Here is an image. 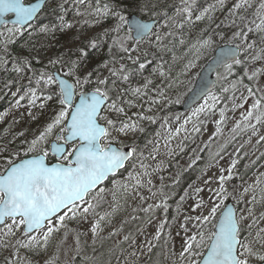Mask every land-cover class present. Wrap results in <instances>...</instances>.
<instances>
[{"label": "snow or ice", "instance_id": "1", "mask_svg": "<svg viewBox=\"0 0 264 264\" xmlns=\"http://www.w3.org/2000/svg\"><path fill=\"white\" fill-rule=\"evenodd\" d=\"M53 2L54 0H35V2L0 0V37L4 38L0 41V45L3 46L5 53V55H0V68L8 64L6 58L8 45L15 43V37H22L24 34L31 36L33 31L50 35L72 27L70 22H65L64 15L67 12L65 4L69 0L55 5L60 9L56 16L59 24L40 22L41 16L46 14V8ZM73 2L80 5L84 3V0H73ZM133 2L140 12L146 14V18L145 16H141L139 19L130 18L125 7L121 6L123 0L121 3L111 6L106 3L102 7L97 6L92 10L97 17L111 16L116 19V25L110 30L113 35L111 36L112 43L108 46L109 60L98 62L92 69L85 67L84 74L80 75L81 65L90 54L89 49L98 50L101 47L99 40L89 38L87 45L78 49L79 58L66 62L70 67L64 76L71 77L72 82L46 71L40 72L39 78L35 80L36 85L43 87L57 85L59 88L58 92H52L45 96L39 107L43 109L45 102L51 101L54 96L58 107L50 122L44 125L43 130L39 131L31 141L25 142L27 147L23 149L24 157L19 160L12 159L11 156L5 157L2 168H0V233L3 234L0 236V247L9 248L10 245L4 240V237H15L19 231L23 238L16 240L18 247H16L15 254L17 257L19 248L46 249L55 234L68 229L67 221L87 219L90 212L95 214L96 209L104 202L103 197L107 189L103 185L106 181L113 185V201H116L120 189L125 192L129 189V184L118 181L116 176L122 171H127L129 166L135 168L137 158L142 156V153L134 146L125 151L122 142L119 147H114L112 144L115 140L113 133L127 135L137 129L141 132L144 131V128L140 127L136 121L127 117L125 107L122 105L126 103L128 106H133V101L129 99L125 102L123 97L129 94L135 98L147 96V90H150L153 81L145 78L142 85L131 87V78L145 69V63L140 62L141 56H136L134 59L132 55H127L126 59L135 67H130L123 62L119 63V67H116L117 56L112 55V52L113 48H116L122 53H129L130 42H135L138 50L140 42L151 37L155 38L158 47H164L161 43L163 37L154 31V28L158 26L155 18L161 17V13L155 11L156 4L152 0H133ZM195 2L196 0H181L182 6H177L172 16H167L164 13L162 26L172 28L173 25H177L178 19L177 26L180 28H183L186 23H191ZM218 2L222 4L223 0H218ZM242 7H252L250 0H236L229 12L235 16L236 12L233 9L239 10ZM214 8V5L205 8L195 16V20L200 21L205 17L211 19L208 14ZM77 14H80L78 7ZM253 16L255 19L250 21H246V18L241 16L240 25H236L235 20L231 21L237 28L233 33V38L239 39L241 43L236 44L234 48L224 49L215 61L216 67L212 69L216 71L217 79L228 85L225 87L224 84H221L219 91L221 93L232 92L233 95L218 96L211 89L203 92L199 97L203 103L192 111L191 115L185 119V123H188L192 116L205 112L206 109H214L221 99L235 101V93L243 88L244 91L241 92L240 98L244 103L239 105L234 103L233 106L243 108L251 100L246 113H242L245 128L250 129L252 135L255 136L258 132L257 125L264 124V86L257 83L259 77L264 75V67L254 68L251 71L248 67L250 63L264 61V0H260ZM250 33L258 34L259 41H249ZM171 34V32L167 33V35ZM108 35L109 31L106 30L100 39L102 40ZM148 42L151 43L152 40L149 39ZM212 44L211 36H207L198 42V47L193 46L196 49V59H199L201 53L210 48ZM241 52L244 54L243 59L239 55ZM144 56L146 57L147 53H144ZM124 59L125 56H120L121 61ZM49 63L55 65L63 64L65 61L62 57H57L55 60H50ZM110 64L111 67H109ZM236 65H244L243 75L228 81V76L233 74ZM194 66L190 60L184 66V72L187 73ZM25 67H31L27 60L23 61V66L16 61L12 63V71L16 73H22ZM218 68H224L227 75L222 76ZM103 69H107L109 73L107 76L100 75ZM157 71L158 69H153L154 73ZM159 75L165 77L166 73L159 70ZM93 77L95 78L94 86L90 90H85L84 85L93 84ZM245 78L249 83H244ZM125 84L129 86L126 87ZM5 86L7 87V85ZM165 87L171 88L173 85L168 83ZM20 91L21 89L17 88L12 95L15 97ZM154 91L160 96L164 95V89L159 86ZM26 98L29 106L35 107L37 100L40 99L38 89L36 87L26 89L23 95H20L16 100V105L19 106L20 102ZM149 102L156 103L157 101L154 97H150ZM175 102L179 103L180 101L177 99ZM106 113H113L116 118H110ZM29 115L31 116V112ZM136 115L139 119L156 122L154 117L145 116L142 112ZM223 115L224 110L221 109L222 119ZM121 116L125 118L120 119ZM32 118L36 119V117ZM252 119H255L256 124L251 123ZM216 123L219 125L220 121H216ZM179 131L180 129L177 128L176 132ZM194 131L198 132L200 129L194 126ZM216 131H220L219 127ZM260 142H264V135L259 136L257 144ZM207 147L206 144L205 148ZM242 147L243 145H241ZM239 150L237 149V151ZM153 151L157 152L158 149ZM30 153L31 156H29ZM14 155L19 156V152ZM210 156L215 160L217 156H220V153L215 155L210 153ZM50 157L56 162L49 163ZM155 158L153 155L152 159ZM261 158H264V153H261ZM199 159L200 157L197 155L189 167ZM238 162V158L232 159L227 169H220L221 174L217 177V187L208 189L212 193L209 203L205 204L201 199L192 209L198 211L199 214L183 216V221L179 224V230L176 232V236H179L182 241L179 251H176L175 245L172 243L171 223L167 216L168 200L170 195H175V193L164 192L162 184L159 190L163 197L161 201L154 205L149 204L139 210L145 213L144 222L147 225H151L156 219V210L158 209L163 210L164 219L158 221L155 233L150 238H146L142 244L137 245L132 233L124 235L123 241L127 242L131 249L124 257V264H135L139 256H143L145 253L152 254L156 248L161 249L156 255L169 259L170 264H252L253 257L259 261V264H264V252L255 248L256 244H259L260 248H264V227L259 226L264 221V212L259 215L255 212V205L258 202H264V180L261 179L264 177V173H260L253 184L243 188V193H252L250 201H244L243 193L238 197H232L237 205L244 202L250 206L245 209L224 203L231 195L226 187V182L232 179ZM252 163L254 164L255 161ZM244 167L248 168L249 165ZM140 168L143 169L142 173L128 172L129 179L135 181L131 187L144 186L143 177L150 175L147 171L148 166L142 161ZM212 182V178H209L204 183L209 185ZM148 183L151 184L152 181L148 180ZM178 183L179 175L173 181L174 185H178ZM257 189L261 193L260 201H257L255 195ZM202 191L203 189L199 187L195 189L197 194ZM152 195L155 196L156 193H152ZM187 196L188 191L185 190V194L181 195L177 202V212L180 211ZM141 199L144 198L141 197ZM118 208L119 205L114 204L111 212L99 216L93 222L90 231L94 237V244L101 223L106 217L114 215ZM133 211L135 212L136 209ZM132 219H136V217ZM175 220L176 217L173 216L172 221ZM246 220H250V222L245 224ZM121 228H123V224ZM253 228L256 229L255 237L252 236ZM119 231L120 229H114L110 235H116ZM136 231L143 234V226L137 228ZM67 234L68 232L65 231V238ZM123 251L124 249L121 248V252ZM75 252L77 256L81 255L79 235L76 237ZM109 254H112L111 249ZM102 256L103 254L101 256L84 255L82 264H106ZM129 257L132 258L131 261ZM5 264H31V262H22L18 257L15 261L6 260ZM45 264H54V262L49 260L45 261ZM155 264H162V261L158 259Z\"/></svg>", "mask_w": 264, "mask_h": 264}, {"label": "trees", "instance_id": "2", "mask_svg": "<svg viewBox=\"0 0 264 264\" xmlns=\"http://www.w3.org/2000/svg\"><path fill=\"white\" fill-rule=\"evenodd\" d=\"M32 1V0H30ZM64 0H54L53 3H50L45 10V15H42L40 18L41 23H52L55 22L59 24V21L56 19L57 14L60 12V9L55 5L63 3ZM153 3L156 4L155 11L161 13V17L155 18L158 21V26L154 29V31L158 32L162 37L161 43L164 47H158L157 42L154 37L148 38L151 39L152 42H146L147 45L141 49L135 48L131 52L125 54L120 52L118 49L113 48L112 55L117 56V63H126L130 67H135L131 64L130 61L126 59L127 55H132L135 59V55L141 56L142 63H145V69L141 70V72L137 73L134 77L131 78L130 86L137 87L144 83L145 78H149L153 81L150 90L148 91V95L145 97L135 98L130 94L123 97V100L126 102L131 99L133 101V106H128L126 103L122 106L125 107V112L127 117H131L132 121H136L140 127L144 128V131H139L137 136L132 140H119V145L121 142L123 146L136 147L142 156L149 157V152L154 149H161V141L158 142L155 138L158 122L161 120L160 118H164L170 110L177 109V106L172 104H167V99L171 95V88L173 89H186L190 86V81L194 78L195 72H193V68L187 73L184 72V66L191 60L193 64L197 67H202L212 56L215 48L221 44H238L241 43L239 39L233 38V33L237 30L236 26H234L231 21L235 20L236 25L241 24L240 17L243 16L246 18V21H250L255 19L253 13L256 10V6L260 3V0H250L252 7H242L239 10L233 9L236 12V15L233 16L229 9H232L236 0H223V3H219L218 0H196L193 5L192 12V22L186 23L183 28L178 27L179 19L177 20V25H173L172 28L163 27V15L164 13L167 16H172L177 6L181 5V0H152ZM114 5L117 3H121V0H84L83 4L76 5L73 0H69L67 4H65V8L67 12L65 15V22H70L72 27L70 29H65L63 32L56 31L54 34L44 35L40 34L36 31H33L31 36L24 34L22 37H15V43L8 45V52L6 58L8 59V64L2 68H0V112L5 109L9 103L17 100L20 95H23V92L29 87H36L38 89V95L40 99L37 100L36 106L31 107L37 110V115L35 121L37 125L41 123V125H45L47 122H50V119L54 115V111L57 109L56 97L54 96L51 101L45 102V107L41 109L39 107L40 102L47 95H50L52 92H58V87L56 85H51L48 87H43L41 85H36L35 80L39 78V73L42 71H46L52 74L53 71H59L65 74L70 65L66 63L69 60H77L79 58L80 47H84L87 45L88 39H96L100 41L101 47L98 50L89 49V56L86 61H84L81 65L80 75L84 74L85 67L87 69H92L96 67L98 62H102L104 60H109L110 56L108 53V46L112 43L111 29L116 25V19L109 16L107 18L97 17L95 13L92 11L97 6H103L104 4ZM210 5H214V10H210L209 14L211 19L205 17L200 21L195 20V16L199 15L205 8H208ZM125 7L126 13L128 15L135 14L139 17L145 16L146 14L139 11L133 0H123V4L121 5ZM77 7L79 8V15L77 14ZM108 30L109 35L104 39H100L102 34ZM171 32V35H167V33ZM207 36H211L213 44L210 48H207L204 52L201 53L199 59H196V49L193 46H199L198 42L202 38H206ZM219 38L221 41L219 42ZM4 38L0 37V41ZM257 40L259 41V35L256 33L249 34V41ZM183 41V43H181ZM136 47V46H135ZM144 53H147V56H144ZM0 55H5L3 52V46L0 45ZM120 56H125L123 61L120 60ZM57 57H62L65 63H57L52 65L49 63L50 60H55ZM240 58H244V54L241 52ZM27 60L31 65L30 68L25 67L22 73H16L12 71V63L16 61L21 66H23V61ZM262 61H256L254 64H249V70H253L254 68L261 67ZM109 67H111L109 65ZM119 67V66H118ZM153 69H158L157 72H153ZM159 70H163L166 73L165 77H161L159 75ZM244 71V65H236L235 71L231 76H228V81H232L236 79L238 76H242ZM222 76L227 75L224 68L219 70ZM109 73L106 72V69H103L100 72L101 76H107ZM71 78V77H70ZM92 85H84L85 90H90ZM216 86L214 88L215 94L218 96H232V92L229 93H221L219 90L221 88V84H224L225 87L228 85L224 83L222 80H218L216 76ZM11 81V83H9ZM171 83L173 87L167 88L166 84ZM244 83L247 84L249 81L247 78L244 79ZM7 85V87L5 86ZM124 86H129L125 84ZM159 86L164 89V95L160 96L159 93L154 91V89ZM17 88H20L21 91L17 94V96H13L12 93L16 92ZM51 89V92H50ZM241 91V89H240ZM240 91L235 93V97L238 96ZM154 97L156 99V103H150L149 98ZM228 101H232L230 99H221L216 107L220 108L222 105L227 103ZM21 107L29 106L28 99H24L20 102ZM149 109H151L149 111ZM143 113L145 116H152L156 119L155 123H152L148 120L139 119L136 115L137 113ZM110 116V118L115 119V114L106 113ZM1 116V113H0ZM124 116H121L120 119H124ZM26 122H28L26 120ZM201 131V128H199ZM200 131L196 132V138L199 136ZM223 131V130H222ZM220 131L216 137L213 139L219 138L222 134ZM23 135H20L23 133ZM13 135L18 137L17 140L13 138ZM25 137H30V131L28 129L27 124L22 129V131H18L17 127L12 123L5 125L2 128L0 133V146L5 144L9 145H18L21 146L23 143L24 146L21 147L25 149L27 147V140ZM154 137V141H153ZM172 140V138H170ZM20 141V142H19ZM173 141V140H172ZM216 141V140H214ZM19 142V144H17ZM190 144H184L185 147ZM188 148V147H187ZM20 149V147H19ZM208 147L202 150L200 155V159L194 165V167L206 169L209 165L210 161H213L212 158L209 157ZM24 153V151L22 150ZM220 156H217L213 163H218L220 157L225 153V149L223 151H219ZM213 155V154H212ZM261 158V155L258 157ZM257 158V159H258ZM140 158H137V162H139ZM207 160V162H205ZM238 165L234 170V175L231 180L226 182V187L230 192L232 186L240 185L243 179H247L250 171L253 166H249L245 168L244 166V158H238ZM136 162V163H137ZM258 163V160L255 161ZM211 163V164H213ZM3 165V158L0 160V168ZM130 166L128 167V169ZM127 169V171H128ZM127 171H122V175L127 173ZM242 177V179H241ZM194 178L192 172H185L181 179L179 180L178 185H173L172 187H167L165 190L169 194L175 193V195H170V199L168 200V204L172 205V202L178 197L179 194L183 192L185 184L191 179ZM190 182V181H189ZM191 183V182H190ZM232 195V194H231ZM257 201H260L261 193L257 192L256 194ZM130 195L119 193L117 195L116 201H111L108 205L104 202L101 204L100 208H97L96 211H99L100 216L105 213H109L112 211L113 205L118 204L119 208L114 215L111 217H106V219L101 223V227H112L115 226L114 229H120V231L116 235L102 234L98 231L97 236L95 237V244L93 243L94 237L93 235H88L84 232H81L79 235L80 243H81V255L71 258L69 260V264H82V256H101L103 254L102 259L106 262V264H124V257L128 255L129 245L127 242L123 241L124 235L132 233L135 236V239L140 235L137 233V228L143 226L146 228L144 217L145 213L142 211L136 210L132 211L126 206V203L130 201ZM122 206V207H121ZM240 206V205H239ZM264 208V202H258L255 205V210H259ZM133 210V209H132ZM129 213V214H128ZM158 210L156 211V215ZM169 222L171 221L172 212L169 211L167 213ZM136 217V219H132ZM77 221L72 220L71 225H74ZM123 224V228L121 225ZM113 229V230H114ZM112 230V232H113ZM80 231L76 228L75 233ZM167 231V230H166ZM111 232V233H112ZM74 233V232H73ZM247 235V232L245 233ZM252 236L254 234L252 233ZM52 240H56L54 237ZM51 240V241H52ZM121 248L124 249L121 252ZM112 250V254H109V250ZM30 256H40L37 250L26 249ZM261 252H264V248H260ZM42 253H44V249H40ZM160 248H156L153 250L152 254L145 253L143 256H139L136 260L135 264H155V261L158 259L162 261V264L166 263V258L163 256H157L156 253L160 252ZM131 261L132 258L129 257Z\"/></svg>", "mask_w": 264, "mask_h": 264}, {"label": "rangeland", "instance_id": "3", "mask_svg": "<svg viewBox=\"0 0 264 264\" xmlns=\"http://www.w3.org/2000/svg\"><path fill=\"white\" fill-rule=\"evenodd\" d=\"M148 40L142 42L139 44V49L143 48L147 45ZM221 39L219 38V42ZM131 43V42H130ZM136 46V45H135ZM133 46V49L137 48ZM137 55L135 54V57ZM111 66V65H110ZM117 66V64L115 65ZM264 67V64L263 66ZM195 70L197 71L196 67L194 66ZM199 71V70H198ZM197 71V72H198ZM106 72L107 69H106ZM196 72V73H197ZM257 83L260 86H264V75H261L257 81ZM244 89H241V92H243ZM241 92L238 95V97L235 99V101H230L223 105L219 109H211L212 113L210 112V109H206L205 112L199 113L196 116H192V118L188 121V123H185V119L189 117L192 113V111L199 105L195 106L189 111L186 112H176L173 114H169L166 116L167 120L165 118H162L158 122V129L155 135V138H160L161 141V149L157 152H154L153 150L150 151L149 157L140 156L139 162L136 163L135 168L130 167L125 175L118 178V181H121L123 183L129 184V189L126 193L132 194L133 197L126 203V206L132 210L136 208H145L149 204H156L161 201L163 198L160 193L161 185L165 183L172 182L178 175L181 173H185L187 170H189L191 167H189L190 164H192V160L195 159V157L201 153V149L205 148V145L208 146L213 143V146H210V149L212 147L213 151L212 154L215 155L217 150H221L224 148L227 144H229V141L227 139L229 137H232L233 135L240 133L241 131H247L250 132L248 134H244V132H241V135H238V137L225 151V153L222 155V159L218 161L217 164L211 166V170L203 173V175L199 176L196 180L194 178H191L187 182L186 186L189 187L187 189L188 196L186 197L185 202L181 205L180 211L177 212V202L179 201V198L176 200L175 207L173 208V213L171 216V233L173 237L172 243L175 245L176 251L180 250V244L182 243L179 236H176V232L179 230V224L183 221L184 215H197L199 214L198 211H193V207L199 203L201 199L204 200L205 204H208L210 199L212 198V193L209 192V188H216L217 187V177L221 174L220 169L225 168L227 169L229 164L231 163L232 159L237 158H244V164H251L253 161H255L261 153L264 152V142H260L257 144V140L259 139L260 135H264V124H258L257 125V135L253 136L250 129L245 128V121H244V115L242 113H246L247 107L251 104V100L247 102V104L244 105L243 108L241 107H234L233 104H243L244 101L240 98ZM185 91L182 92H171V95L168 99L169 102H175L177 99H179V103L182 102L184 99ZM246 94V93H245ZM16 102V101H15ZM203 101L200 103L202 104ZM221 109L224 110L223 119L221 118ZM29 112H31V116L29 115ZM36 116V112L33 108L30 106L20 107L16 104H12L6 108L4 111V114L0 117V128L3 127L7 122L13 121L16 122L19 120L20 126H25L27 124L28 129L30 131V137L25 139L27 141H31L34 136L38 135L39 131L43 130V125L38 124L37 122L34 124V128H32L34 119L32 117ZM26 120L28 122H26ZM216 121H220L219 125H217ZM251 123L255 124V119H252ZM239 125V127H237ZM194 126L201 128V131L199 133V136L192 142L194 146H192L188 153L186 154H174L173 150L171 149V140L170 138L176 137L175 144H180L183 139L186 140V137L188 135H191V132L194 131ZM219 127L220 131H222V134L219 138L213 139L216 137V135L220 132H217L216 129ZM179 128L180 131L177 133L176 129ZM235 130V131H234ZM139 131L128 133L127 135L120 134L117 132L113 133V136L115 137L114 142L119 143V140H132L137 136V133ZM172 132V133H171ZM234 137V136H233ZM232 137V138H233ZM211 138V139H210ZM190 139V137H189ZM216 140V141H214ZM154 141V137H153ZM191 143V144H192ZM241 145L243 147L241 148ZM237 149H240L237 151ZM169 152H171V155H169ZM247 153V155H245ZM161 154V155H157ZM155 156V159H152V156ZM172 157L175 158L172 159ZM143 162L145 165L148 166L147 171L150 173L149 176L143 177V185L142 187H131V185L135 184L134 180H130L128 177V172H133L134 174L136 172H143V169L140 168V162ZM260 173H264V158H262L259 163H257L254 166V170H251V173L247 177V179H243L240 185L232 186L230 189V192L232 196H239L241 193H243V188L251 185L254 183L256 178L260 175ZM163 178V179H161ZM209 178H212V183L209 185H206L204 182L208 180ZM264 180V177L261 178ZM148 180H151L152 183L149 184ZM202 188L204 191H202L201 194H197L195 192L196 188ZM107 191L104 193L103 200L108 205L111 201H113L112 197V190L113 185L106 188ZM185 190V189H184ZM165 192V191H164ZM259 192V189L256 190L255 194ZM125 193L124 190L120 189L117 193ZM152 193H156L155 196L152 195ZM185 194V193H184ZM181 194V195H184ZM179 194V197L181 196ZM244 195V201H250L252 193H243ZM141 197L144 199L142 200ZM103 202V203H104ZM235 204L236 201L234 200ZM239 208H247L248 204L241 202L239 204ZM122 207V206H121ZM100 208V207H98ZM97 210V209H96ZM161 213L156 216V219L153 221L151 225H147L144 229L143 234H140L136 238L137 245L142 244L146 238H150L156 231V225L158 221L164 219V213L163 210L160 211ZM261 212H264L262 210L256 211V214H259ZM99 211H96L95 214L89 213L87 219H77L74 221H77L74 225H71V221H67L68 229L62 230L60 233L55 234L56 240L52 242V245L48 246L50 247V250L46 251V253L36 260V262L30 261L31 264H45V261L52 260L56 248H58L59 240H61V248L62 252L59 255L58 264H65L67 261V258L69 257V260L73 257H75L76 252V237L81 234V232H84L88 235H93L90 231L91 225L93 222L98 219L100 216ZM246 214V212H245ZM175 216L176 220L173 222L172 217ZM250 220H246L244 223L248 224ZM260 227H264V221L259 225ZM76 228H78L80 231L78 233H75ZM115 228V226L112 227H101L100 226V233L102 234H109L112 232V230ZM65 231L68 232L67 237L65 238ZM74 232V233H73ZM256 229L254 230V236L255 237ZM3 234L0 233V236ZM183 235V233H181ZM21 233L17 231L15 237H4V240H6L9 243V251L13 252L14 249H11L10 247H16V240L22 239ZM155 243V241H154ZM51 246L56 248H51ZM259 244L255 245V248L259 250ZM8 248L5 249L3 256L4 259L10 258ZM45 251V249H44ZM167 251V249H165ZM84 256V255H83ZM82 256V257H83ZM252 259H255L253 257ZM6 261V260H5ZM166 263L170 264V260L166 259ZM55 264V263H54Z\"/></svg>", "mask_w": 264, "mask_h": 264}, {"label": "water", "instance_id": "4", "mask_svg": "<svg viewBox=\"0 0 264 264\" xmlns=\"http://www.w3.org/2000/svg\"><path fill=\"white\" fill-rule=\"evenodd\" d=\"M129 17L132 19H139L140 18L137 15H130ZM234 47H235V45L226 44V45H222V46H219L216 48L211 59L203 66L200 73L198 74L192 91H190V93L188 94V96L186 97V99L182 105V110H186V109H189L190 107H192L195 103H197L200 100L199 97L203 92H205L209 89H211V90L213 89V87L215 85L214 73L216 71H214L212 69L216 67L215 61L219 58L220 53L224 49L234 48ZM54 74H57L60 78H66L65 76L60 75L57 72H55ZM113 146L117 147L114 144H113ZM128 149H129V147H124L125 151H127ZM225 205H233V202L228 201ZM254 264H259V262L254 263Z\"/></svg>", "mask_w": 264, "mask_h": 264}, {"label": "flooded vegetation", "instance_id": "5", "mask_svg": "<svg viewBox=\"0 0 264 264\" xmlns=\"http://www.w3.org/2000/svg\"><path fill=\"white\" fill-rule=\"evenodd\" d=\"M55 1H56V0H55ZM11 148H13V147H9V146L4 147V150H6L7 153H6V154H5V153H4V154L2 153L3 158L11 156L12 159L19 160L20 158L24 157L23 155H20V154H19V156H16V155H14V154H10V153H8L9 149H11ZM14 149H15V148H14ZM13 153H14V150H13ZM48 162H49V163H53V162H56V161H55V159H53V158L50 157L49 160H48ZM104 186H106V185H104ZM50 245H52V242H50ZM50 245H49V246H50ZM59 245H60V246H58V248L51 246L52 249H53V248H56V249H57V250H55L54 256H53V258H52V260H51V261H53L55 264H58L57 262H59L58 260H60V259H59V255H60V253L62 252L61 242L59 243ZM16 247H18V246H16ZM16 247H10L11 249H14L13 252H10V251H9V248H8V251L10 252V253H9L10 258H7V259H4V256H3V253H4V251H5V248L0 247V264H5V262H6L5 260H13V261H15V260L18 259V257H19V259H20L22 262L27 261V260H31V261L36 262V260H37L38 258H41V257L46 253V251L50 250V247H47V248L45 249L44 253H42L40 250H37V252L40 254V256H30V253H28L26 249H24V248H19L18 257H17V255L15 254V252H16ZM65 264H69V257L67 258V261H66Z\"/></svg>", "mask_w": 264, "mask_h": 264}]
</instances>
